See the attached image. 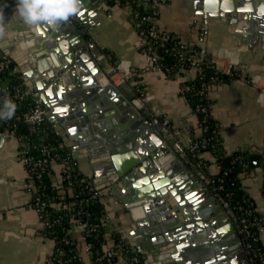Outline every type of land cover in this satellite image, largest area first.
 Returning <instances> with one entry per match:
<instances>
[{
	"label": "crops",
	"instance_id": "0c3cea01",
	"mask_svg": "<svg viewBox=\"0 0 264 264\" xmlns=\"http://www.w3.org/2000/svg\"><path fill=\"white\" fill-rule=\"evenodd\" d=\"M99 2L98 7L91 8L87 0H81L76 13V27L88 42L95 44V50L104 56L107 66L119 61H127L131 65L133 77L127 81L125 90L132 94L137 84L150 96L148 111H144L149 120L156 124V119L160 117L153 113L157 110L182 130L186 143L200 137L202 131L198 127L193 101H188L179 92L181 82L187 79L166 76L157 68L138 73V68L145 63V57L139 48L140 35L135 28L131 9L117 2ZM242 5L245 6L244 12L237 10ZM17 7L16 0L12 3L0 0V13L5 22L0 49L10 54L26 85L34 89L30 82L33 79L30 78L33 63L28 58L27 50L30 37L22 35L24 21ZM252 12L257 15L253 16ZM248 18L264 22V0H167L161 8L159 23L183 44L200 47L218 66L229 67L237 60V68L244 75H252L261 72L264 65V38L263 33L252 29L251 19ZM200 27H204L203 31ZM193 74L189 71L187 76ZM206 95L210 119L223 153L242 152L255 156L247 169L238 172L237 178L246 199L260 218L259 245L264 250V98L259 97L256 88L242 80L211 84ZM71 96L70 103L78 111L86 99L89 108L95 105V99L91 96ZM51 115L48 111L49 121H52ZM107 118L117 123L124 120L116 111ZM80 119L83 127L76 120L65 127L58 121L53 122L57 123L64 141L71 147L78 170L91 180L108 184V199H105L108 226L110 230L126 236L130 245L139 252L141 264H235L238 247L234 232L224 224V220L218 221L222 214L220 203L200 177L202 162L206 163L209 174L218 172L209 151L199 149L195 153L179 155L184 174L189 179L197 177L212 195L204 197L199 191V184L192 186L191 190L198 194L196 198H199V203L196 208L190 207L186 214L192 220L188 224L192 232L185 239L182 238L183 247L179 251L173 242L179 238L177 229H164L163 237L154 226L138 229L133 215L139 218L140 214L133 213L135 208H129V204L121 201L124 186L120 180H112L114 169L107 167L101 159L104 152L113 149L112 145L96 141L93 138L97 136L96 132L93 135L86 133L89 126L97 122L90 115L81 113ZM18 148L16 137L0 133V264H50L54 241L43 231L36 215L33 193L27 189L31 179L24 163L18 158ZM104 148L105 151L100 153ZM123 155L120 154L117 159L123 160ZM186 156H189L188 161L184 160ZM49 176L53 185L60 186L61 167L52 165ZM155 234L157 236H152ZM73 236L79 238L77 232ZM110 246L108 241L103 245V250H108ZM80 252L84 262L87 261L82 248ZM212 259L213 262H209ZM113 264L129 263L116 256Z\"/></svg>",
	"mask_w": 264,
	"mask_h": 264
},
{
	"label": "built area",
	"instance_id": "2783aa9c",
	"mask_svg": "<svg viewBox=\"0 0 264 264\" xmlns=\"http://www.w3.org/2000/svg\"><path fill=\"white\" fill-rule=\"evenodd\" d=\"M95 1V0H93ZM132 3L141 7L145 12L144 18H140L137 12L131 9L136 29L145 26L146 34L140 36V51L144 54L145 63L138 68V73H144L148 69L157 68L166 76L172 78H186L187 80H196V83L182 81L179 86V92L184 97L189 98L194 103V110L198 115V127L202 131L200 137L186 143L183 138L182 130L162 116L159 111L153 114L159 116L156 124L159 131L164 136L166 142L171 146L175 154L183 156L195 153L200 149L202 144L210 143L211 153L218 150L219 145L216 137H204L203 134L208 130L209 101L207 100V88L211 84L223 83L230 80H242L246 84L254 87L258 91L260 98H264V65L262 71L252 75H244L238 68V61L233 62L229 67L218 66L213 60L203 57V53L196 46H188L171 32L166 31L160 26L159 14L162 6L167 0H131ZM120 4L119 0H116ZM76 14L70 16L68 21L76 24ZM204 27H200L203 31ZM210 68V72L206 74L204 69ZM193 72V76H187ZM133 77L131 65L127 61H119L115 65L106 66L105 74L99 76L101 84L110 83L119 85L129 81ZM150 96L144 91L140 85H135L134 96L131 103L134 107L142 112L148 111V101ZM13 103L15 107L14 116L11 119H0V133L17 138L19 143L18 158L24 163L26 170L30 176L31 184L28 190L33 193L35 202V211L39 221L42 224L43 231L51 233L50 237L54 241V249L50 264H113L112 254L106 252L99 253L93 251L91 245L85 241V236L92 230L88 220L81 218L88 217L90 211L86 208L91 204L90 196L82 197L81 207L77 211L78 218L70 223V228L64 232L58 242V236L55 226L62 221L60 207L53 205L51 210L48 209L44 202H41L40 192L42 191L43 177L50 175L51 167L57 164L61 167V184L64 182L66 192L69 196L75 195V180L72 177V170L77 168L74 156L64 155L62 153H54L49 157V161L44 157L47 148L40 145L39 139L31 136L34 129L46 131V121L48 120V110L44 103L41 92L28 87L19 74L14 61L10 54L0 49V109L3 108L5 102ZM198 101V102H196ZM49 121V120H48ZM51 122L52 129L60 131L57 123ZM25 125L26 132L20 131V127ZM66 143V142H65ZM67 144V143H66ZM68 145V144H67ZM202 169L200 177L201 181L210 189L211 193L218 199L224 214V221L232 223L236 235L238 237L240 251L242 254L241 264H254L256 259V241L259 239L260 218L253 213L252 209L239 206L241 213H234L231 208L228 197L221 196L218 191L223 189L224 179L218 178L213 182L207 171L206 163H200ZM77 171L78 168H77ZM80 172V171H79ZM88 179L87 191L101 189V193L105 194L104 202L108 199V184ZM216 193L218 196H216ZM106 199V200H105ZM106 212V211H105ZM72 225V228H71ZM257 225L254 231L251 229ZM77 232L79 234V242L88 260L84 262L82 253L73 250L69 246L70 233ZM128 243V244H127ZM124 244H127L125 247ZM129 245V247H128ZM134 248L130 245L126 236L122 233L117 235V256H121L129 264H141L140 256L133 253ZM259 264H264V255L259 259Z\"/></svg>",
	"mask_w": 264,
	"mask_h": 264
},
{
	"label": "water",
	"instance_id": "95a60500",
	"mask_svg": "<svg viewBox=\"0 0 264 264\" xmlns=\"http://www.w3.org/2000/svg\"><path fill=\"white\" fill-rule=\"evenodd\" d=\"M87 1L91 8L100 5L99 0ZM237 10L244 12L245 6ZM251 22L252 29L263 33L264 38V22L258 19H251ZM24 28L22 35L30 37L27 50L28 58L33 63L30 73L33 79L30 82L34 90L41 92L47 110L52 114L50 119L58 121L63 127L76 120L83 127L80 114L85 113L97 121L89 126L86 133L93 135L96 132L97 136L93 137L96 141L112 145L113 149H108L107 153L104 152L105 148L102 149L100 153H104L101 159L107 167L114 169L112 180H120L124 186L121 201L129 204V208L134 207L133 213L140 214L139 218L133 215L138 229L154 226L162 237L164 229H177L179 238L173 242L176 249L181 251L182 238L185 239L192 232L188 226L192 220L186 214L190 207L196 208L199 203V198H196L198 194L191 190L192 186L199 184L201 194L212 197L208 188L197 177L189 179L184 174L181 157L172 151L158 125L132 105L134 92H126L127 82L119 85L100 83L99 76L105 74L107 61L75 24L68 20L57 25L41 22L29 26L24 23ZM34 77L39 80L36 81ZM71 95L91 96L95 99V105L89 108L86 99L78 111L70 103ZM113 111L124 117V120L120 123L111 122L112 118L107 117ZM120 154H124L123 160L117 159ZM188 159L189 156L184 157V160ZM223 218L222 211L218 221ZM198 219H201L199 215ZM224 222L234 232V241L237 242L235 264H241L242 254L235 229L229 221Z\"/></svg>",
	"mask_w": 264,
	"mask_h": 264
},
{
	"label": "trees",
	"instance_id": "16d2710c",
	"mask_svg": "<svg viewBox=\"0 0 264 264\" xmlns=\"http://www.w3.org/2000/svg\"><path fill=\"white\" fill-rule=\"evenodd\" d=\"M108 3H115L116 0H106ZM121 5H126L129 8L135 10L140 18H144L145 12L141 7H138L132 3L131 0H119ZM132 11V10H131ZM137 32L140 36L146 34V28L145 26H141L139 29H137ZM198 47V46H196ZM200 49V47H198ZM200 51L203 53L204 59H211L208 57L201 49ZM214 61V60H213ZM214 63H216L214 61ZM206 74L210 72V68L204 69ZM188 82L196 83L195 79L192 80H186ZM188 101H190L189 98H186ZM198 102V101H196ZM194 105V103H193ZM51 122L48 120L46 121V131L42 132L39 131V129H34L31 132V136L34 138L39 139L40 145H43L47 148V151L44 154V157L48 160L51 155L54 153H62L64 155H73L72 149L69 145H67L64 141V138L62 136V133L60 131H57L55 129H52ZM208 130L203 134L204 137L213 136L217 138V135L215 133L214 124L212 120L209 118L208 120ZM20 131L26 132L27 127L25 125H22L20 127ZM218 141V139L216 140ZM219 143V142H218ZM219 145V144H218ZM200 149L207 150L211 153V146L210 143L202 144L200 146ZM215 163L218 166V172L215 174H210V177L213 182H216L218 178L224 179V186L223 189L218 191V193L226 197V194L228 193V197H226L229 201V204L231 208L233 209L234 213H241V210L238 208L239 206L246 207L249 205V207L252 209L253 213L255 214L252 204L250 201L246 199V196L242 189L239 186L237 174L240 170L247 169L253 159L255 158L254 155H245L242 152H233L231 154L225 155L220 149V146L218 150L214 153H211ZM49 161V160H48ZM72 177L75 180V195L69 196L66 192H63V188H65L64 182L60 186H55L50 181V176L45 175L43 177V189L40 192L41 196V202H44L46 207L51 210L53 205H58L60 207V213L62 216V221L59 225L55 226V231L58 236V242L60 243V237L66 232L67 229L70 228V223L78 218L77 211L81 207V199L85 196H90L91 204L87 205L86 208L90 211V215L88 217H82L83 219H87L89 226L92 227V230L85 236V241L91 245V248L93 251H98L99 253L106 252L108 254H112L113 259L117 256L116 248H117V235L118 231L116 230H110L108 226L109 218L107 217L105 213V206L106 203L104 202L105 194L101 193V189L92 191L91 193H88L87 191V181L88 177L84 175L83 173L77 171V168L72 170ZM216 196L218 194L216 193ZM252 230L257 229V225H254L251 227ZM256 232V231H255ZM48 236H51V233H47ZM70 243L69 246L73 248L75 251H80L82 248L81 243L79 242V238H75L73 234L70 233ZM108 241H110L111 246L108 250H103V245L106 244ZM128 244V243H127ZM127 244H124L125 247H127ZM256 259L254 264H259V259L264 255V250L259 245V239L256 241ZM129 247V245H128ZM133 253L139 255V252L134 249L132 251ZM140 256V255H139ZM141 260V257H140Z\"/></svg>",
	"mask_w": 264,
	"mask_h": 264
},
{
	"label": "clouds",
	"instance_id": "9594fccd",
	"mask_svg": "<svg viewBox=\"0 0 264 264\" xmlns=\"http://www.w3.org/2000/svg\"><path fill=\"white\" fill-rule=\"evenodd\" d=\"M81 0H18L17 11L25 24L32 26L41 22L57 25L76 14L80 8ZM5 22L0 13V36L4 34ZM15 105L5 102L0 109V119H11L15 113Z\"/></svg>",
	"mask_w": 264,
	"mask_h": 264
}]
</instances>
